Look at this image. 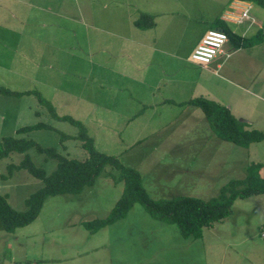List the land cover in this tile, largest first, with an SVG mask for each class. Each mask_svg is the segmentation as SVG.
<instances>
[{"label":"rangeland","instance_id":"obj_1","mask_svg":"<svg viewBox=\"0 0 264 264\" xmlns=\"http://www.w3.org/2000/svg\"><path fill=\"white\" fill-rule=\"evenodd\" d=\"M229 1L0 0V86L31 93L0 96V141L26 138L71 159L87 157L80 141L61 142L60 133L75 137L79 129L55 119L40 94L57 115L81 122L97 151L139 172L153 201L218 197L229 182L246 177L250 164L264 161V141L249 148L225 142L202 110L187 104L219 98L251 129L264 130V92L258 93L264 84V8L253 3L256 24L246 32L239 30L247 26H229L230 41L237 39L236 48L243 49L239 55L212 65L193 60ZM142 32L154 46L163 36L167 48L180 44L174 82L158 83L154 74L148 79L155 63L140 56ZM228 46L233 43L226 53ZM201 67L208 82H201ZM250 103L259 104L260 114L244 112ZM39 123L55 130L18 135ZM26 155L48 175L58 166L36 148L0 161V194L21 212L43 186L26 170L7 171ZM119 176L107 165L82 194L50 197L31 225L0 231V264H264V195L238 199L231 215L206 228L199 240L184 238L142 203L126 218L90 233L83 224L106 218L122 196Z\"/></svg>","mask_w":264,"mask_h":264},{"label":"trees","instance_id":"obj_2","mask_svg":"<svg viewBox=\"0 0 264 264\" xmlns=\"http://www.w3.org/2000/svg\"><path fill=\"white\" fill-rule=\"evenodd\" d=\"M264 8V0H244ZM218 26L231 37L227 26L218 22ZM220 29V28H219ZM30 92H14L0 86V96L22 97ZM41 103L47 106L55 119L69 122L79 129L78 134L69 136L60 133L61 142L78 140L87 152V157L80 159L68 158L55 148H44L31 139L6 137L0 141V161L11 154H26L36 148L41 154L58 162L57 169L50 175L34 165L29 155H26L20 165H9L10 175L14 171L26 170L34 178L43 182V186L26 200V210H15L7 198L0 194V231L14 233L17 229L27 227L37 220L50 197L60 195L82 194L88 187H92L103 173L107 165L120 172L118 182L124 183L122 196L117 200L110 214L100 220L85 222L83 226L90 233H98L101 229L111 226L127 217L137 203H142L154 218L174 224L186 239L199 240L203 238L204 230L223 222L231 213L234 203L238 199L264 195V161L252 163L247 168V175L241 180H232L221 189L218 197L208 201L192 197H179L167 201H153L144 189L142 176L133 168L122 166L115 157L97 151L94 139L88 134L85 126L68 116L56 114L49 102L37 94ZM188 105L198 107L206 116L210 129L221 140L242 148H249L252 144L264 141V130L251 129L250 124L239 120L231 110L207 98H195ZM55 129L44 123L23 127L18 135H25L34 131ZM5 178V177H4Z\"/></svg>","mask_w":264,"mask_h":264},{"label":"crops","instance_id":"obj_3","mask_svg":"<svg viewBox=\"0 0 264 264\" xmlns=\"http://www.w3.org/2000/svg\"><path fill=\"white\" fill-rule=\"evenodd\" d=\"M233 0H230L229 2H228V4H227V6H226V8L228 7V5L232 2ZM251 5H252V10H253V3H251ZM226 8H224L223 9V11H221L220 12V14H219V16H218V19H217V22H216V26H215V28H213V29H217V28H220L221 29V27H219L218 26V22H220V23H222L223 25H225V26H227V28H228V32L230 33V35H231V37H229V41H228V43H227V45H229L230 43H233V47L231 48V47H229L228 46V52L229 53H226V58H229L230 56H237V55H239L241 52H243V49L242 48H236L237 47V45H238V43L237 42H239L237 39H236V41H230V40H233L234 38H233V35H232V30H231V28L230 27H232V26H241V25H243V26H247V28H245V29H242V30H239L240 32H246L247 31V29L249 28V27H253L254 26V24H256V22H255V18L254 17H252L251 16V14H252V11H251V14H250V18L249 19H246L245 21H243V23L242 24H237V25H229V24H226V23H224V22H222L221 20H220V17H221V15H222V13L225 11V9ZM261 21V20H260ZM253 23V24H252ZM177 25H176V22H175V29H177V27H176ZM230 26V27H229ZM261 28V26L259 27V29ZM168 33H171V32H169V31H167ZM258 32V30H256V29H254V34L253 35H255L256 33ZM174 33V32H173ZM174 35H176V33H174ZM174 35L173 36H170L169 38H174ZM207 35V34H206ZM205 35V36H206ZM128 37H131V35L130 34H128ZM167 39V37L166 36H163V42L162 43H158L157 44V46H154V45H152V42H151V40H152V38H151V35L150 34H148V33H145V32H142V40H139V42L137 43L141 48H142V51H141V58L143 59V61L144 62H146V60L147 59H149V62L151 63V58L150 57H152L153 58V62L155 63L153 66L151 65V66H149L148 67V70H149V72H148V79L151 77V74H154L155 75V79L157 80V82L158 83H164L165 81L166 82H174L175 81V79H176V76H177V69H176V67L178 66L177 65V60L179 59H181V56L179 55V43H177V45L176 46H174V47H169V48H167L166 47V44L164 43V40H166ZM199 46V45H198ZM259 46H261V45H258L257 47H255L254 49H253V52L256 50V48H258ZM232 49V50H231ZM226 52V51H225ZM222 57H224V56H222ZM222 57H219L218 59H220V58H222ZM218 59H216V60H218ZM215 60V61H216ZM215 61L213 62V63H215ZM212 63V64H213ZM211 64V65H212ZM217 64V63H216ZM139 65H141V64H139ZM138 65V66H139ZM218 65V68H221L222 66H223V63H220V64H217ZM143 66V65H142ZM211 67V66H210ZM210 67L209 68H207V69H210ZM140 68V67H139ZM141 68H145V66H143V67H141ZM140 68V69H141ZM202 69L201 70H203V73H202V76H203V79H204V81H201V82H208L205 78H204V75L207 73L206 72V70H204L205 68L204 67H201ZM155 71L156 73H153L152 71ZM151 71V72H150ZM124 78L126 79L127 78V76H124ZM262 78H264V75H263V77ZM143 79H145V78H143ZM147 79V80H148ZM146 85H149V82L147 81L146 83H145ZM222 89V88H221ZM213 91L214 92H216L217 93V91H220V90H218L217 88H215V89H213ZM262 92H264V84L262 85V87H261V91L260 92H258V93H262ZM203 93H205V92H203ZM203 95H209L208 93H205V94H203ZM207 99H209V100H212V101H215V102H217V103H219V104H221V102H220V99L219 98H211V96H205ZM198 98H200V97H198ZM202 98H204V97H202ZM168 99L169 98H166L165 99V102L166 101H168ZM228 103H230V102H228ZM225 106V105H224ZM230 109V108H229ZM246 111H249L250 113H252V114H260V106H259V104H257V103H250V105H249V107H247L246 109H244V112H246ZM242 118H244V117H241V116H239V118L238 119H242ZM243 121H245V122H248V121H246V119L244 118V119H242ZM249 123V122H248Z\"/></svg>","mask_w":264,"mask_h":264},{"label":"built area","instance_id":"obj_4","mask_svg":"<svg viewBox=\"0 0 264 264\" xmlns=\"http://www.w3.org/2000/svg\"><path fill=\"white\" fill-rule=\"evenodd\" d=\"M251 2L233 0L222 13L220 20L229 25L242 24L250 18ZM229 41L227 33L222 29H212L203 38L193 53V60L204 65L212 64L216 59L226 56L225 47Z\"/></svg>","mask_w":264,"mask_h":264}]
</instances>
